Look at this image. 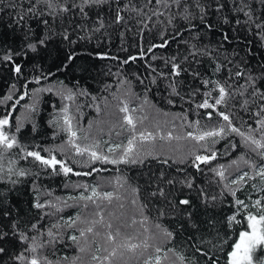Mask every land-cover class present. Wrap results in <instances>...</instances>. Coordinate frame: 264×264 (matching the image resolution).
I'll use <instances>...</instances> for the list:
<instances>
[{"label": "trees", "instance_id": "trees-1", "mask_svg": "<svg viewBox=\"0 0 264 264\" xmlns=\"http://www.w3.org/2000/svg\"><path fill=\"white\" fill-rule=\"evenodd\" d=\"M26 5V0H24ZM232 0H229L231 4ZM134 4L143 5V0H121L120 8L122 15L125 16V22L122 24L114 23L115 11L117 5L113 2L111 5L105 4L101 7H92L86 9L88 17L80 16H67L61 21L59 18L53 20L51 17H36L33 16L26 20V27L24 31H29L30 34L41 35L45 34L51 37L46 47L40 48L38 53L28 51L27 56L15 57L17 63L23 66L24 75L17 77L11 71V65L7 63H0V99L8 95L13 96L12 101L0 103V115L11 107L14 101L24 91H28L29 95L25 96L16 105L15 110L12 112L14 119H19L23 122L22 132L18 134V138L23 145L29 146L30 150H40V148L54 147L63 145L67 150L66 153L56 152L57 159H64L68 162L69 166L74 171L89 172L91 168H100L101 171L95 172L93 175L75 176L69 174L64 175H42L36 182L40 186L41 199H51L52 201L67 200L69 206L62 207V210L56 213L46 223L58 222L63 224L64 220L68 218H76L77 216L83 217L87 215L92 209L96 208L95 204L87 201H79L78 199H68L69 197H79L80 195H91V188L96 187L100 192H111L113 198L111 203L108 201H97L100 204V213L103 217L104 224L111 223L112 229H107L103 226H98L101 232L100 237H93L89 235L90 241L95 239L96 243L91 245V249L95 252L97 246L101 247L100 252L95 254L103 257L106 253L103 247H106L103 235L106 232H114L119 229L122 234L135 236L134 243L139 242L145 235L143 228L148 227L150 231L154 223H160L165 228L174 232V238L168 241L163 247L173 248L180 254L185 255L189 259L195 260L197 264H205L204 258L195 253L192 247L193 243L200 244V235L197 234L194 239H190L192 229L188 228L187 224L174 218L170 215L159 216V209L168 211L167 202L157 197H152L150 192L157 186L158 181L156 177L161 171L165 172L167 176L183 178L184 176L194 177V182L197 188L203 187L207 192L217 194L220 187L217 184L218 177L215 176L212 168H219L220 165L229 166L232 161L238 162V169L236 165L228 168V178H236L239 174L248 171L251 175V170L245 161L261 163L259 156L255 152L249 151L242 138L234 133L227 134L224 138H217L215 144L211 140L202 142L206 146H210L216 151L217 158L209 165H201L202 172H197L188 164H173L161 165L156 160L146 159L143 165H130V164H102L96 162L92 165H87V157L75 155L74 151L67 145L68 136L65 132L61 131L55 135V130L50 127V121L53 118L62 116V112L58 111L63 106L67 105L69 108V115L73 118V126L78 129V136L84 135V130H88L89 124L92 128L88 130V140L80 139L77 142L82 146L96 141L100 144L99 151L102 154L110 155L107 152L108 147L114 146L116 143H127L129 133L122 131L119 128V123L123 113H120L118 108L122 106L121 101L129 104L130 109H137L136 112L130 114L135 117L147 115L149 121L158 120L161 125V134L167 131H174V134L186 133L188 131H195L194 127L187 125L193 121H200V128L202 130H210L213 127L225 124V122L215 113L213 119L206 118V112L210 109H198L197 103H201L205 97V93L211 92L212 97L218 95L213 91V85H203L202 80H219L231 85L230 91L236 92V100L230 101L227 106H219V111H225L233 121V125L240 128L245 134H249V126L257 129V117L253 115L256 111V106L253 105L251 111L242 109L238 101H242L244 97L239 95L243 89L240 86L247 87L246 77L249 73L259 75L264 71V46L260 43V35H254V26L247 27L244 25L242 14H233L241 20V26L237 30L235 24H225L223 29L233 37L230 41L224 44L222 50L217 51V48L222 41L221 27L218 26L212 31H207L201 28L200 38L195 39L194 34L185 30V22L177 20L176 28L180 30L182 35H178L175 39H171L173 29L168 27L169 44L166 48H157L153 52H148L147 48L153 43H159L157 36V29L161 27L160 17L156 21V25L149 22V28L152 30L142 28L138 25L136 19L132 18L129 12V7ZM43 7V5H39ZM12 9H5L0 13V55L6 50L21 47L20 30L13 31L7 25L10 24L9 12ZM176 11V9H173ZM257 15L259 8L256 9ZM99 14V15H98ZM41 19H48L51 26V31H48L46 26L41 23ZM156 19V18H154ZM103 21L104 27L99 31L95 29L98 27L99 22ZM196 23H199L196 21ZM80 25L81 27H77ZM65 28L71 32L72 39L75 41L69 44L67 41L62 40L59 33ZM188 42V44L185 43ZM194 44L196 49H207L209 55H197L193 60L189 58V62H183L182 58L188 54L189 46ZM144 51L143 58H140L141 50ZM69 54L74 55V59L69 62ZM99 54H104L107 57H117L118 59L99 58ZM137 56L136 61H130L127 65L122 64L121 61L130 57ZM155 56V59L152 57ZM175 56L180 60L182 67L190 68L189 72H182L180 77L164 78L159 77L157 73L152 72L149 65L155 67L157 72L169 71L170 65L164 64V60ZM231 60L232 64L228 65L234 74L237 66H240L245 71L244 78L233 77L228 79L224 70L220 73H215L216 62L222 64ZM198 61V62H197ZM192 72H199L200 76L194 78ZM47 76V79H44ZM139 77V78H138ZM36 78L40 79V83H35ZM155 78V83L152 79ZM181 81L179 86L180 96L185 97L181 99L180 96L172 95L169 88V80ZM143 80V83L140 81ZM27 89L23 85L28 82ZM72 88L74 92L85 93L84 95H76L73 100L62 99L57 90L62 87ZM261 81H258V84ZM16 85V89H12V85ZM51 89V91L40 92L39 89ZM195 88L200 91L194 97L189 93ZM131 92L133 96L126 93ZM95 98V99H93ZM147 99L148 103L143 104V100ZM169 100L174 103H169ZM209 102H212L210 99ZM107 105V107H106ZM29 106L35 108V112L29 110ZM55 106V110L53 108ZM99 106L100 112L97 113L96 108ZM187 116L184 120L179 117ZM62 125V120L60 121ZM33 125L37 130L32 131ZM184 125V127H181ZM117 132L120 135L117 136ZM259 138L260 133L256 131L253 133ZM55 135V138H53ZM163 144L160 149L159 145ZM194 141H172L171 145L164 142H157L158 150L162 151L166 156H172L175 159H187V150L194 145ZM231 144H237L236 149L230 147ZM39 145V148L35 146ZM179 148V151L176 149ZM196 150L199 154H205L203 150L199 149L196 145ZM42 155H47L43 153ZM119 155V152L116 153ZM243 157V159H241ZM11 158L15 161V167H34L29 161L18 159L15 153H10L3 161L5 173L8 167V160ZM240 166V167H239ZM181 167L182 172H177L176 168ZM260 180H248L237 191V196L249 204L250 210L255 213L256 209L252 208V202L255 199H262L264 201V191H261ZM79 185L80 187H77ZM88 185L86 189L83 186ZM255 185V186H253ZM236 187V186H233ZM12 188V191H8ZM136 189V191H133ZM0 191L7 193V200L0 204V207L11 208L14 214L17 212L25 221H34L37 215V210L31 207L35 191L30 182V178L21 179L20 183L12 186L7 183H0ZM51 193L47 196L46 193ZM185 195L193 201L191 209L193 217L197 222L208 220L209 215H216L220 219L221 215H228L234 211L232 206L228 203L223 205V208H217L215 213L209 212L205 215L204 208L201 200L198 198L197 191L183 189ZM227 201H232L231 196L226 197ZM136 203L133 204L132 201ZM87 203L88 207L83 205ZM141 205H147L143 208L141 214ZM63 218V219H60ZM147 218V223L142 226L141 220ZM99 220L100 216L95 217ZM135 220L136 223H132ZM246 222V221H245ZM183 224V227H180ZM80 228L84 227L79 225ZM243 230L239 225H234L229 229L228 244L237 238L236 232ZM65 232L61 242L56 246L57 257H67V264H81V261L76 260V257H82L83 264H99V262L91 261V253L82 254L79 252V246L71 241L68 236L76 235L79 237L77 229H64ZM205 239L211 237L204 233ZM205 247V244H201ZM228 250L227 245L224 251L217 252L219 257V264H225V252ZM151 251V250H150ZM163 252L160 254L163 256ZM130 255V254H129ZM171 255V253H169ZM143 258H141L142 261ZM141 261L131 259L128 264H141ZM104 264H108L107 261ZM123 264V262H120ZM167 264V262H164Z\"/></svg>", "mask_w": 264, "mask_h": 264}, {"label": "snow or ice", "instance_id": "snow-or-ice-1", "mask_svg": "<svg viewBox=\"0 0 264 264\" xmlns=\"http://www.w3.org/2000/svg\"><path fill=\"white\" fill-rule=\"evenodd\" d=\"M117 5L115 11L114 23L122 24L125 22V16L122 15V9L120 8L121 0H0V13H3L5 9H12L9 12L10 24L7 25L13 29V31L20 30L21 47L6 50L0 55V63L10 64L11 71L17 76L24 75L23 66L16 62L15 57L27 56L28 51L32 53H38L40 48L46 47L51 37L45 34L35 35L30 34L29 31H24L26 27V20L33 16L36 17H51L53 20L59 18L61 21L67 16H80L87 18L88 12L86 9L92 7H101L105 4L111 5L112 3ZM131 4V0H129ZM43 5V7H39ZM259 8V14L257 15L256 9ZM176 9V11H173ZM129 12L132 18L136 19L138 25L142 28L148 29L149 22L152 25H156L157 19L163 17L160 20L161 27L157 29V36L159 37V43H153L148 46L147 51L153 52L157 48H166L169 44L168 27L171 26L173 32L171 33V39H175L178 35H182L180 30L176 28L177 20L185 22V30L194 34L195 39L200 38V29L203 28L207 31H212L216 27H221V37L217 51L224 48V44L233 37H231L226 30L223 29L225 24H235L237 30L241 26V20L233 14H242L244 19V25L247 27L254 26V35H260V43L264 46V0H232L229 4V0H143V5L134 4L129 7ZM99 15V14H98ZM156 18V19H154ZM198 21L199 23H196ZM48 31H51L50 22L48 19H41ZM77 27H81L77 25ZM104 27V23L101 20L98 27L95 29L99 31ZM62 40L67 41L69 44L75 43L72 39L71 32L68 28H65L59 33ZM188 44L187 41H185ZM143 49L140 53V58L144 56ZM210 53L205 48L203 50L196 49L194 44L189 46L188 54L185 55L183 62H189L191 57L193 60L197 55H209ZM99 58L105 59H118L117 57H107L104 54H99ZM155 59V56L152 57ZM74 59V55L69 54L68 61L71 62ZM137 56H130L121 61L122 64L127 65L130 61H136ZM164 64L170 65L169 71L157 72L155 67L151 68L152 72L157 73L159 77L175 78L180 77L182 72H189L190 68L182 67L180 60H177L175 56L164 59ZM227 60V57H225ZM198 62V61H197ZM232 64L231 60H227V63L222 64L216 62L214 72L220 73L224 70L228 79H231L234 75L236 78H244L245 71L240 66H237V70L233 74L231 68L228 65ZM264 68V66H262ZM194 78L199 77V72L191 73ZM44 76V79H47ZM139 78V77H138ZM247 87L240 86L243 90L239 92L241 97H244L242 101H238L239 106L242 109L251 111L253 105L256 106V111L253 113L257 117V129L249 126V134L241 131L240 128L233 125V121L225 111H219L218 108L221 105L227 106L230 101L236 100L237 93L230 91L231 85L220 82L219 80H202L203 85H213V91L218 93L217 96L212 97L211 92L205 93V99L201 103L196 104L198 109H210L206 112V118L208 120L213 119V113L219 116L225 124L213 127L210 130H202L200 128V121L196 120L189 123L188 127H194L195 131H188L186 133L174 134V131H167L161 134V125L158 120L152 122L149 121V125L145 124V121L149 120L147 115L141 117H135L130 114L134 113L137 109H130L129 104L125 101H121L122 106L118 108L120 113H123L119 128L122 131L129 133L126 138L127 143H116L114 146H110L107 152L110 155L102 154L99 151L100 144L93 141L90 144L81 145L77 141L80 139L88 140V130L92 128L89 124L88 130H84V135L78 136V129L73 126V118L69 115V108L67 105L63 106L58 111L62 112V116L59 118H53L50 123V127L55 130V135H58L61 131L65 132L68 136L67 145L74 151L75 155L81 157H87L85 162L87 165L100 162L102 164H130V165H143L146 159L150 158L156 160L161 165L173 164H188V166L194 168L197 172H202L201 165H209L213 160L217 158L216 151L210 146H206L205 143L211 140L213 144L217 142V138H224L229 133L239 135L244 141L245 147L255 152L261 163L245 161L248 164L251 175L248 171L239 174L236 178H228V168L232 165H237V161L233 160L229 166L220 165L219 168H212L215 176L218 177L217 184L220 187V191L217 194L210 195L203 187L197 188L194 182V177L184 176L183 178L167 176L165 172L161 171L156 177L158 181L157 186L150 192L152 197L159 196L167 202L168 211L159 209V216L170 215L178 220L184 221L188 228L192 229L189 238L194 239L197 234L200 235V244L193 243L192 247L195 249V253L204 258L205 264H219V257L217 252L224 251L225 245L228 250L225 252V264H264V201L262 199H256L252 202V208L256 209L253 213L249 204L237 196V191L248 180H260L261 191H264V71L259 75H253L249 73L246 77ZM258 81L261 83L258 84ZM26 82L23 87L27 89L28 83ZM143 83V80L140 81ZM152 83H155V78L152 79ZM35 83L39 84L40 79L36 78ZM181 81L169 80V88L172 95L180 96L179 86ZM62 87L57 90V94L65 100H73L76 95H84L85 93H76L72 88ZM12 89H16V85L13 84ZM40 92L51 91V89H39ZM199 88L192 90L189 95L194 97ZM130 97L133 94L129 91L126 93ZM29 95L28 91H24L14 101L11 107L0 115V183H7L12 186L20 183L21 179L30 178V182L35 191V196L31 207L37 210V215L34 217V221H25L21 215L17 212L13 213L11 208L0 207V264H67V257H57L56 246L61 242L65 232L64 229H77L79 231V237L76 235H69L68 238L79 246V252L82 254L91 253V261L104 264L105 261L108 264H128V261L135 259L141 261V264H197L195 260L189 259L183 254L178 253L173 248L163 247L168 241L174 238V232L168 230L160 223H154L152 230L148 227H144L145 234L143 239L134 243L135 236H129L122 234L119 229L114 232L109 231L103 235L106 247H103V251L106 253L103 257L96 255V252L101 251V247L97 246L95 252L92 251L91 245L96 243L93 239L90 241L89 235L93 237H100L101 232L98 226L112 229V224H104L103 217L100 213V204L97 201H108L111 203L113 194L111 192H100L96 187L91 188V195L79 197H69L68 199H78L79 201H87L96 205L95 209H92L87 215L83 217L77 216L76 218H68L64 220V223L49 221L52 216L62 210V207L69 206L67 200L52 201L51 199H41L40 186L37 185V181L42 175H64L65 177L71 175H91L93 171L99 172V168H91L89 172L74 171L69 166L68 162L64 159H57L54 154L56 152L66 153V149L63 145H57L54 147L40 148V150H30L29 146L23 145L18 138V134L22 132L23 122L19 119H14L12 112L15 110L17 104L21 100L25 99V96ZM183 100L185 97L180 96ZM95 99V98H93ZM210 99L212 102H209ZM13 96L8 95L3 99H0V103H6L12 101ZM148 101L145 98L143 104H147ZM169 103L174 101L169 100ZM107 107V105H106ZM55 110V106H53ZM31 112H35V108L29 106ZM97 113L100 112L99 106L96 108ZM184 120L187 116L179 117ZM62 120V125L61 121ZM184 127V125H181ZM37 130L33 125L32 131ZM259 131V138L253 133ZM117 136L120 132L116 133ZM55 135L53 138H55ZM164 142L171 145L172 141L179 143L180 141H194L195 144L188 148L187 159L183 157L175 159L172 156H166L162 151L158 150L157 142ZM196 145H199V149L203 150L205 154H199L196 150ZM163 144L159 145V148H163ZM39 148V145L35 146ZM232 149L238 147L237 144H231ZM179 151V148L176 149ZM47 153V155H42ZM119 152V155L116 153ZM10 153H15L18 159L29 161L34 167H15V161L11 158L8 160V167L5 173V167L3 161ZM243 159V157H241ZM238 169V165H237ZM176 171L182 172L181 167H177ZM236 186V187H233ZM255 186V185H253ZM77 187H80L77 185ZM84 188H88V185H84ZM197 191L198 198L201 200V204L204 208L205 215L209 212L215 213L217 208H223V205L228 203L229 206L234 208V211L228 215H221L220 219L216 218V215H209L208 220L197 222L193 217L191 211L193 207V201L188 198L183 189ZM9 188L8 191H12ZM136 191V189H133ZM47 196H51V193H46ZM231 196L232 201H227L226 197ZM7 193L0 191V204L7 200ZM136 203L135 200L132 201ZM85 208L88 204L83 205ZM147 205H141V214L143 208ZM100 216L97 220L95 217ZM63 219V218H60ZM246 221V223H245ZM132 223H136L135 220ZM147 223V218L140 221V224L144 226ZM79 225L84 227L80 228ZM234 225H239L243 230L236 232L237 238L228 244L229 229H232ZM180 224V227H183ZM204 233H207L211 238L205 239ZM201 244H205V247H201ZM151 250V251H150ZM164 253L161 256V253ZM171 253V255H169ZM130 254V255H129ZM76 260L81 261L82 257H76ZM75 264V261L73 262Z\"/></svg>", "mask_w": 264, "mask_h": 264}, {"label": "water", "instance_id": "water-1", "mask_svg": "<svg viewBox=\"0 0 264 264\" xmlns=\"http://www.w3.org/2000/svg\"><path fill=\"white\" fill-rule=\"evenodd\" d=\"M99 169H100V168H99ZM94 173H95V171H93L91 175H93ZM91 175H89V176H91Z\"/></svg>", "mask_w": 264, "mask_h": 264}, {"label": "rangeland", "instance_id": "rangeland-1", "mask_svg": "<svg viewBox=\"0 0 264 264\" xmlns=\"http://www.w3.org/2000/svg\"><path fill=\"white\" fill-rule=\"evenodd\" d=\"M237 164H238V162H237ZM248 165V164H247ZM235 167H237V165L235 166ZM240 167V166H239ZM256 200V199H255ZM246 223V222H245Z\"/></svg>", "mask_w": 264, "mask_h": 264}]
</instances>
